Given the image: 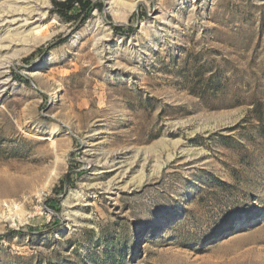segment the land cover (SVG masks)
Returning a JSON list of instances; mask_svg holds the SVG:
<instances>
[{"label": "rangeland", "instance_id": "rangeland-1", "mask_svg": "<svg viewBox=\"0 0 264 264\" xmlns=\"http://www.w3.org/2000/svg\"><path fill=\"white\" fill-rule=\"evenodd\" d=\"M30 1L0 28V264H264V0Z\"/></svg>", "mask_w": 264, "mask_h": 264}, {"label": "bare ground", "instance_id": "bare-ground-1", "mask_svg": "<svg viewBox=\"0 0 264 264\" xmlns=\"http://www.w3.org/2000/svg\"><path fill=\"white\" fill-rule=\"evenodd\" d=\"M120 1H122V0H110L111 3H109V5L114 4L116 2H120ZM131 1H132L131 2L132 4L127 6L128 11H131L133 8H135L141 2V0H131ZM7 2H5V3L3 2V4L0 7V28L1 27L3 28V26H5V25H8L7 27H12V26L18 25L19 26L18 28L23 29L24 27L26 28L28 25L31 24L30 20L32 19V17L35 14H37L34 12V9L30 10L32 7L31 8L28 7V5H29L28 2H32V1H30V0H8ZM9 2L11 4H9ZM99 163L100 162H98V164ZM121 177H123V175ZM121 182L122 181H118V182H114V183L112 182L113 184H112L111 188H109V189H112V188L115 190L118 189L119 183H121ZM106 188H108V187L106 186ZM109 191H111V190H109Z\"/></svg>", "mask_w": 264, "mask_h": 264}, {"label": "trees", "instance_id": "trees-1", "mask_svg": "<svg viewBox=\"0 0 264 264\" xmlns=\"http://www.w3.org/2000/svg\"><path fill=\"white\" fill-rule=\"evenodd\" d=\"M51 11L56 17L63 22H75L78 24L83 23L94 9L101 10L100 4L93 3V0H51ZM128 28L122 26H113L115 34L123 35L128 34ZM59 42L58 44H61ZM27 60V59H25Z\"/></svg>", "mask_w": 264, "mask_h": 264}]
</instances>
